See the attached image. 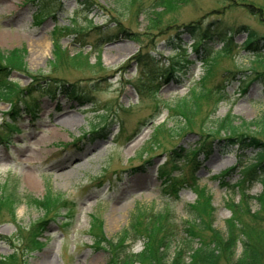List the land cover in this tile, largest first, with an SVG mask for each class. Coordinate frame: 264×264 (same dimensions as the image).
<instances>
[{
    "label": "rangeland",
    "instance_id": "obj_1",
    "mask_svg": "<svg viewBox=\"0 0 264 264\" xmlns=\"http://www.w3.org/2000/svg\"><path fill=\"white\" fill-rule=\"evenodd\" d=\"M125 1L94 0L96 6L88 10L78 0H0V52L25 49L31 73L74 84L91 97L80 105L62 94L50 98L36 91L26 101L33 104L38 99L36 114L25 115L22 107L15 122L12 103L0 100V196L12 194L15 186L23 198L15 210L0 205V261L16 253L7 264H109L108 251L96 247L94 235L101 230L106 239L115 240L138 208L153 207L172 211L178 226L170 250L174 255L184 236L180 226L188 220L187 206L196 203L199 193L184 187L177 201L164 195V186L168 179L181 177L177 168L183 166L184 151L203 138L201 120L183 133L184 121L169 109L199 89L208 68L205 61L216 58L222 48L210 39L196 47L195 36L186 27L198 26L205 32L215 28L228 36L230 31L235 33L233 53L210 60L213 78L207 88L221 85L225 98L216 117H208L207 126L230 113L245 122L264 118V87L253 82L244 93L239 78L226 73L250 68L254 56L241 50L247 34L236 32L246 26L264 37L260 15H264V0H166L167 7L152 18L147 9L154 0ZM55 30L61 40L60 58L54 57ZM107 36L115 37L107 42L103 39ZM5 82L18 92L14 102L21 90L34 86L17 70ZM217 98L203 103L205 118ZM66 118L76 119L78 125ZM11 126H17L18 132L11 134ZM101 128L105 135L93 136V130ZM223 146L215 142L211 154H198L182 174L189 184L196 182L200 191L212 195L215 226L225 232L232 216L229 204L239 203L242 194L233 189L238 171L227 178L228 187L222 185L224 173L238 166L240 154ZM254 156L247 152L246 162H254ZM163 170L169 175L161 174ZM49 189L69 205L53 220L24 202L27 196L44 199ZM262 191L257 183L249 195L257 197ZM251 207L256 210L258 205L253 202ZM43 221L45 225L34 233ZM97 222L101 227L93 225ZM143 250L141 240L132 252Z\"/></svg>",
    "mask_w": 264,
    "mask_h": 264
},
{
    "label": "trees",
    "instance_id": "obj_2",
    "mask_svg": "<svg viewBox=\"0 0 264 264\" xmlns=\"http://www.w3.org/2000/svg\"><path fill=\"white\" fill-rule=\"evenodd\" d=\"M78 2L88 10L96 6L94 0H78ZM165 7H167L166 0H154L153 5L147 9L148 18H152L158 9ZM47 10L45 9L43 13ZM35 19L38 21V16ZM39 22H41V19ZM120 28L123 30V27ZM186 29L188 33L190 32L195 36L197 41L196 47L200 46L206 39H210L211 41L221 43L222 48L216 51V58H210L205 61L208 68L206 67L207 72L205 77L200 81L199 89L193 90L188 97L180 99L174 107L169 109L170 112L174 113V117H179L182 122L184 121L185 127L182 128L183 133H186L188 127H196L197 119L202 122L200 127V134L203 138L202 143L189 149V151H184L185 154L180 159V162H182V168L185 169L186 166L192 164V159L198 154H211L214 151L215 142H223V147H227L228 149H238L240 151V154H238V166L225 172L221 182L223 186L228 187L229 184L226 183L227 178H230L234 171H238L240 178L237 181V185L234 184L233 189H237L242 194V197L239 203L231 201L229 209L232 216L226 221L225 232L219 230L215 226L216 218H214V215L216 216V208L213 204L212 195L206 191H200L201 189H199L196 182L189 184L191 183L190 180L183 179L182 168H177V171L181 172V177L168 179L164 186L166 189V191H163L164 195L168 199L174 198L179 201V193L182 188L191 186L192 189L199 193V196L196 203L187 206L188 220L180 226L181 231H184V236L181 243L176 246L174 255L170 256V250L175 241L176 227L178 226H176L172 211L167 208L162 211H155L154 207L151 209L138 208L132 216L129 227L115 240L106 239L104 232L101 230L94 235L96 247L99 249L105 247L108 251L110 255L109 264L264 263V228L261 226L264 220V118L245 122L230 113L225 118L219 120L213 119L211 124L207 126L209 118L216 117L219 105L225 98L221 85H218L216 88L214 87L215 89L207 88L209 80L213 78L212 59L216 60L217 57L220 58L233 53V49L236 47L233 40L235 33L233 34V31H230L228 36L225 34L226 32L223 33L221 30L219 31L215 28L213 30L210 28V32H205L204 29L198 26H190L186 27ZM236 33L247 34L246 41L241 46V50L249 52L254 58L250 62L251 66L249 69H236V72L227 71L226 73L232 75L234 80L239 78L240 91L247 93L253 82H258L264 87V37L259 36L254 30L246 26L241 27ZM54 36V57L60 58V50L62 49L61 40L56 30ZM114 37L107 36L103 39L111 42ZM25 51V49H21L9 54L0 52V78L6 80L11 71L17 70L29 77L32 80V84H34L28 90H21V94L14 102V95H17L18 92L15 91L12 85L0 79V100H8L12 103V121H19L18 118L21 115L19 113L22 112V107L26 110L25 115L32 117L36 114L38 99L33 100V104L26 103V101H29L30 95L34 96L37 92L50 98H55L57 95L62 94L69 100L78 102L80 105L89 103L88 100L91 97H86L83 90L78 86L74 84L68 85L66 81L55 82L51 79L44 80L42 75L31 73L26 67ZM206 55L208 57L209 54L207 53ZM253 76L254 78H252ZM22 96L27 99L22 100ZM33 96L32 98L34 99ZM214 96L218 98L214 106L211 105L213 111L205 118L204 104L211 103ZM16 127L11 126L9 132L11 134L18 132V128ZM191 131L193 132V129ZM104 132L105 128L94 129L92 134L95 137H99L105 135ZM158 132L156 130L154 133L155 139ZM8 142L5 141L6 145H9ZM250 151L255 153L253 157L254 162L251 163L246 162L247 159L249 160L247 152ZM143 155H146V153ZM161 174L169 175V172L167 173L166 170H163ZM191 176L194 178V174H191ZM257 183L263 186V191L259 196L251 197L249 195L250 189ZM22 202L23 198L17 195L15 186L12 194L5 193L0 196V205L3 207H11V209L15 210ZM24 202L32 208L43 211L48 216L47 220H53L60 215L62 210L69 207L62 196L54 194L50 189L47 191L44 199L27 196ZM253 202L258 205L256 210L251 207ZM45 222L38 223L34 228V233L39 232L40 227H43ZM93 225L101 227L100 225L102 224L97 222ZM141 240L144 241V250L139 254L133 253V246ZM32 244L36 245V242L32 240ZM240 246L241 252L238 253ZM16 255L14 253L8 258L1 260L0 264H7L10 260L13 261Z\"/></svg>",
    "mask_w": 264,
    "mask_h": 264
},
{
    "label": "bare ground",
    "instance_id": "obj_3",
    "mask_svg": "<svg viewBox=\"0 0 264 264\" xmlns=\"http://www.w3.org/2000/svg\"><path fill=\"white\" fill-rule=\"evenodd\" d=\"M43 45L45 46V42L43 43ZM66 119H67L66 121H68L69 123H72L74 125H78V122L76 119H74V118H66Z\"/></svg>",
    "mask_w": 264,
    "mask_h": 264
}]
</instances>
